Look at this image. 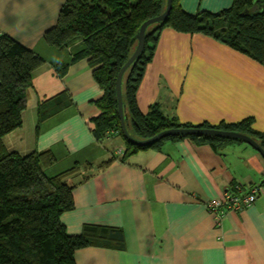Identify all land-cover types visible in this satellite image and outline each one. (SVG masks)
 <instances>
[{"label": "crops", "instance_id": "1", "mask_svg": "<svg viewBox=\"0 0 264 264\" xmlns=\"http://www.w3.org/2000/svg\"><path fill=\"white\" fill-rule=\"evenodd\" d=\"M64 1L0 0V33L45 59L33 73L23 125L3 142L22 155L51 149L63 164H81L67 180L76 184L74 207L60 216L69 234L80 233L84 224L123 231L124 249L89 245L75 251V264H264V188L251 206L227 211L219 224L205 206L234 182L246 187L261 183V154L244 142L215 150L183 138L120 160L126 150L120 135L101 141L92 135V119L99 113L94 101L103 91L87 58L70 61L77 43L60 51L43 40ZM232 1L181 0V6L189 13H215ZM59 61L69 62L62 76L54 73ZM63 90L66 105L43 121L37 133L38 102ZM136 98L143 113L157 104L182 123L253 118V126L264 132V67L203 34L164 28ZM112 157L108 166L98 168Z\"/></svg>", "mask_w": 264, "mask_h": 264}, {"label": "trees", "instance_id": "2", "mask_svg": "<svg viewBox=\"0 0 264 264\" xmlns=\"http://www.w3.org/2000/svg\"><path fill=\"white\" fill-rule=\"evenodd\" d=\"M166 4L167 0H65L56 24L43 35L48 46L60 51L77 43L71 62L87 58L93 79L103 91L94 101L99 113L92 119V135L97 141L120 135L126 143L120 157L122 161L140 150L158 149L167 140L189 138L196 143L209 144L215 150L229 142H243L217 136L186 135L138 146L123 136L116 76L134 51L136 42L132 40L141 24L161 14ZM164 28L206 35L264 67V0H233L230 7L215 13L207 10L189 13L182 8L181 0H172L167 17L148 26L143 51L127 68L121 83L125 125L137 139L149 138L167 128L206 127L244 133L264 149V132L253 126V118L190 124L180 122L176 116L165 115L157 104L151 105L147 113L139 109L137 90ZM44 63L45 59L34 50L9 34L0 33V264H75V251L89 245L114 244L118 249L125 248L120 228L84 224L80 233L69 234L61 222V214L74 207L76 184L67 180L79 172L80 163L49 175L46 168L57 161L51 149L22 155L5 147L3 137L23 125L27 94L33 88V73ZM68 64L56 62L54 73L64 75ZM64 97L66 90L38 102L37 133L43 121L66 105ZM114 160L112 157L98 168H105Z\"/></svg>", "mask_w": 264, "mask_h": 264}, {"label": "water", "instance_id": "3", "mask_svg": "<svg viewBox=\"0 0 264 264\" xmlns=\"http://www.w3.org/2000/svg\"><path fill=\"white\" fill-rule=\"evenodd\" d=\"M172 6V0H167L165 10L159 14L158 16L149 18L145 20L141 26L137 34L134 36L132 42H136L135 48L131 56L127 59V61L121 66L120 70L117 73L116 81H115V91L117 98V107H118V115L120 119V127L123 136L132 144L138 146H149L163 138L171 137V136H186V135H205V136H217L222 138H232L236 140H241L250 146H252L255 150H257L264 159V149L257 143L255 139L252 137L236 131L231 130H222L217 128H206V127H173L164 129L155 135L145 138V139H137L130 135L129 131L125 125L124 118V107H123V98H122V77L127 68L139 58L141 52L143 51L145 44V34L148 26L160 22L164 20Z\"/></svg>", "mask_w": 264, "mask_h": 264}, {"label": "built area", "instance_id": "4", "mask_svg": "<svg viewBox=\"0 0 264 264\" xmlns=\"http://www.w3.org/2000/svg\"><path fill=\"white\" fill-rule=\"evenodd\" d=\"M262 188H264V182L249 187L235 183L224 190L222 197L209 199L205 206L213 214L216 224H219L227 211H237L251 206Z\"/></svg>", "mask_w": 264, "mask_h": 264}, {"label": "rangeland", "instance_id": "5", "mask_svg": "<svg viewBox=\"0 0 264 264\" xmlns=\"http://www.w3.org/2000/svg\"><path fill=\"white\" fill-rule=\"evenodd\" d=\"M33 88H34V87H33ZM31 91H32V90H31ZM30 101H31V100H30ZM28 105H30L29 100H28ZM27 108H28V106H27ZM27 108H26V109H27ZM29 108H30L29 110H32V105H31ZM27 124H28V123H27ZM13 144H14V143H13ZM57 159H58V158H57ZM67 167H69V166H67L66 163L63 164V160H62V159H58V160L56 161L55 164H53L52 166L46 168L45 172H46L47 174H49V175H54L55 173L60 172V171H62L63 169H66ZM70 167H71V166H70Z\"/></svg>", "mask_w": 264, "mask_h": 264}]
</instances>
